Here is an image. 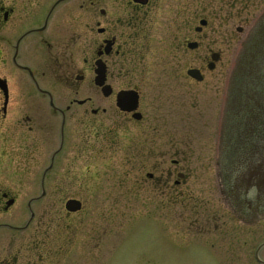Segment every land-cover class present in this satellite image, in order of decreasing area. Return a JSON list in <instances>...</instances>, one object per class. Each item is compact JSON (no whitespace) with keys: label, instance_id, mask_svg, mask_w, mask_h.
Instances as JSON below:
<instances>
[{"label":"flooded vegetation","instance_id":"1","mask_svg":"<svg viewBox=\"0 0 264 264\" xmlns=\"http://www.w3.org/2000/svg\"><path fill=\"white\" fill-rule=\"evenodd\" d=\"M190 8L191 0H0V178L10 172L7 178L12 181L10 189L0 186V234L13 238L26 232L28 235V230L36 228V236H45L27 249L22 243L6 248L0 264H18L23 251L27 252L24 264H65L69 257L73 264L98 263L97 231L91 227L87 241L76 239L86 221L87 204L69 194L64 175H54V168L63 163L69 140L68 122L71 117L76 119L75 124L82 128L81 137L95 139V135L102 134L108 140L124 135L120 119L127 127L141 124L146 119L143 87L147 85L148 68L157 66L155 61L164 52L197 51L204 43V29L197 27L193 34L188 26L193 16ZM200 21H205L207 27L206 18ZM163 29L164 47L160 37ZM192 44L193 50L188 47ZM212 55L217 56L214 62ZM220 59L219 52L208 49L200 66L186 68L184 78L173 82L178 97L186 102L182 109L184 105L185 109L191 108L187 103L191 84L196 83L188 77V71H198L202 80L197 83H204ZM153 81H157L151 90L154 102L163 93L161 82L157 78ZM81 90L89 97L77 98ZM126 93H132V98H127ZM119 97L123 99L120 102ZM80 113L85 118L75 117ZM109 115L112 121L105 125L103 119ZM147 131L156 135L153 148L145 144L129 149L124 154V164L134 158L153 157L154 167L161 165V127H148ZM45 163L48 167L34 176L40 178V189L36 184H27L29 188L24 189L22 182L32 180V167ZM258 164L264 167L255 160L252 168ZM171 166L174 171L146 176L145 182L153 188L147 192L148 198H169V206L184 204L185 200L193 204L191 190L185 189V164L179 159L173 160ZM263 177L255 174L254 181L252 178L248 184L262 194ZM218 183L220 186V179ZM68 201L77 202V209H67ZM184 209L193 212L192 207ZM215 215L198 228L197 236L188 228L186 240L190 250L215 253L174 256L175 259H185L178 262L187 264H264V207L243 209L237 204ZM225 217L229 222L223 221ZM247 223L258 243L251 253L242 254L241 231ZM90 225H96L95 221ZM194 226L195 222L190 224V228ZM53 234L54 238H50ZM104 264H111L110 260Z\"/></svg>","mask_w":264,"mask_h":264},{"label":"rangeland","instance_id":"2","mask_svg":"<svg viewBox=\"0 0 264 264\" xmlns=\"http://www.w3.org/2000/svg\"><path fill=\"white\" fill-rule=\"evenodd\" d=\"M190 9L193 14L188 24L191 33L194 34L201 17L208 20L207 27L202 30L204 43L197 51L183 53L180 50L171 51L170 54L164 52L155 61H158L157 66L148 68L147 85L143 87L146 89L143 98L146 119L141 124L131 123L127 127V124L120 119L119 121L124 123V135H115L114 140L110 138L108 140V137L102 134L97 137L95 135V139L81 137L79 131L82 128L81 125L75 124L76 119L71 117L68 122L66 136L69 140L62 159L63 163L54 168V175L59 173L64 175V183L66 190L70 191L69 194L87 204L84 212L86 221L81 225V233H77L76 239L87 241L86 234L91 227L97 231V264H104L107 259L111 264H187L178 262L185 259H175L174 256L214 254L215 252L207 250L198 251V248L190 250L186 240L188 228L197 236L198 228L203 227L207 219L227 211L230 207H237V203L233 205V199L228 198L224 189L220 188L219 174L226 175L227 182H231L232 177L236 175L233 177V188L229 184L226 189L234 192L235 199H244L241 206L243 209L253 206L254 189L247 196L244 195L245 189L249 187L248 184L252 178L254 181L255 174L264 176L263 166L258 164L252 168L249 165L257 159L264 164V148L252 156L250 153L252 145H264V131L260 133V130L264 129V101L261 98H264V82H262L264 61L257 62L259 72L254 78L261 80L258 87L249 86L245 79L252 78H246L241 73L248 40L254 26L264 14V0H191ZM219 17L224 21L220 22ZM164 30L160 33L162 47L165 45ZM177 41L180 43V39ZM208 49L219 52L221 59L214 72L207 75L208 72L205 71L207 76L204 83L198 84L196 81L191 84V96L187 103L191 108L185 109L186 102L183 100L182 103L178 97L176 87H172L173 82L184 78L186 68L200 66ZM155 78L158 79V83L161 82L163 97L153 102L151 90L157 83L153 81ZM238 79L244 81L243 85L238 86L237 83L241 82ZM257 90L260 92H256ZM67 96L68 91L66 98ZM78 96L79 99L89 97L82 90ZM182 104H185L183 109ZM256 107L259 114L263 112L260 128L258 123L253 131L255 134L252 133L253 141L246 142L243 139L242 146L240 144L237 151V128L258 119ZM110 115L103 119L105 125L111 123ZM75 117L85 118L81 113L76 114ZM156 125H159L162 131L161 165L155 168L156 162L153 157L139 160L134 158L131 163L124 164V154L125 152L128 154L129 149L145 147V144L148 149L153 148V138L156 135L153 131L148 132L147 128L152 129ZM245 130L246 132L242 127L239 128L241 134H250L249 128ZM258 155L260 158L257 157ZM179 159L185 164L184 169H187L185 174L188 179L185 189L191 190L194 203L185 200L184 204L177 202L169 206V198L161 200L148 198L147 192L152 191L153 188L150 183L145 182L146 176L158 175L160 171H174L171 162ZM258 166L260 167L257 168ZM47 167V163L42 167H32V180H29V183L22 182L24 189L29 188L27 184L30 186L36 184L39 190L40 178L34 176L42 174ZM5 174L0 178V186L3 189H10L12 181L7 178L10 172ZM182 189L184 190V186ZM257 194H260L258 189ZM165 206L166 209L163 208ZM188 207H192L193 212L184 209ZM38 211H41L40 208ZM41 213L39 216L42 215ZM93 217L95 219L89 221V218ZM27 218L28 215L25 219ZM92 221H95L96 225H90ZM223 221L229 222L226 217ZM193 222H195L194 229L190 228ZM248 224L244 225L241 231L242 254L251 253L258 243L253 239ZM35 229L28 230V235L26 232L13 238H7L2 232L0 260L3 259L6 248L14 244L22 243L23 248L27 249L34 241L45 239V236H36ZM258 231L261 232L260 229ZM65 234L68 233L65 231ZM50 238H54V234ZM26 253L23 251V257L18 264L26 262ZM262 254L264 255V251ZM72 261L73 258L69 257L65 264H70Z\"/></svg>","mask_w":264,"mask_h":264},{"label":"trees","instance_id":"3","mask_svg":"<svg viewBox=\"0 0 264 264\" xmlns=\"http://www.w3.org/2000/svg\"><path fill=\"white\" fill-rule=\"evenodd\" d=\"M257 23L258 24L254 26L251 33V37L248 40V44H247L248 48L246 50V55L244 58L245 62L243 64V69L241 70L242 71L241 73L242 75H244V77L252 78V79H245L248 81L246 83L247 84L249 83V86H256V87L260 85L259 81H261V80H255V78L258 76L257 73L259 72L257 68L258 67L257 64L260 61H264V14L259 18V21ZM238 80L241 81L237 83L238 86L243 85L242 82L244 81H242V79H238ZM262 82H264V80H262ZM254 92L252 91V93ZM256 92H260V91L257 90ZM262 100H264V98Z\"/></svg>","mask_w":264,"mask_h":264},{"label":"water","instance_id":"4","mask_svg":"<svg viewBox=\"0 0 264 264\" xmlns=\"http://www.w3.org/2000/svg\"><path fill=\"white\" fill-rule=\"evenodd\" d=\"M205 24H206V23H205L204 21L200 22V25H201V26H205ZM197 31H199V29H198ZM238 31H240V30H238ZM188 47H189L190 49H194V48H195V45L192 44V45H189ZM212 58H213V60H216V59H217V56H213ZM188 75L191 76L192 78L198 80V81L201 80V78L199 77V75H198V73H197L196 71H189V72H188ZM131 94H132V93H126L125 95H126L127 98L130 99V98H132V95H131ZM122 100H123V99H122L121 97L118 98V101H119V102L122 101ZM70 207H72V208H70ZM67 209H77V203H76L75 201H70V202H68V203H67Z\"/></svg>","mask_w":264,"mask_h":264}]
</instances>
